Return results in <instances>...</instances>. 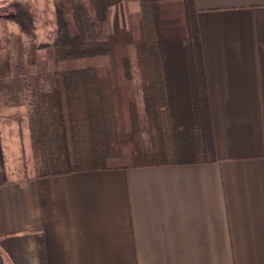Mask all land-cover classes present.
<instances>
[{
	"label": "crops",
	"instance_id": "crops-1",
	"mask_svg": "<svg viewBox=\"0 0 264 264\" xmlns=\"http://www.w3.org/2000/svg\"><path fill=\"white\" fill-rule=\"evenodd\" d=\"M193 7L214 160L21 176L0 112V264H264V0Z\"/></svg>",
	"mask_w": 264,
	"mask_h": 264
},
{
	"label": "trees",
	"instance_id": "trees-1",
	"mask_svg": "<svg viewBox=\"0 0 264 264\" xmlns=\"http://www.w3.org/2000/svg\"><path fill=\"white\" fill-rule=\"evenodd\" d=\"M129 3L138 11L128 13ZM53 5L64 26L42 47L56 68L30 79L28 123L41 162L62 165L45 172L37 165L39 174L214 160L193 0ZM176 6L181 22L171 12ZM0 20L35 36V16L25 3L0 7ZM145 137L156 142L153 150ZM55 147L59 159H44Z\"/></svg>",
	"mask_w": 264,
	"mask_h": 264
},
{
	"label": "rangeland",
	"instance_id": "rangeland-1",
	"mask_svg": "<svg viewBox=\"0 0 264 264\" xmlns=\"http://www.w3.org/2000/svg\"><path fill=\"white\" fill-rule=\"evenodd\" d=\"M12 1L25 3L30 7L35 16V36L34 38L25 37L14 24L0 20V112H9V119H19L24 122L23 117L28 119L29 102L32 99L31 90L27 85L35 84V81L30 79L34 76L43 78L56 68L50 50L42 46L53 43L57 30L64 24L54 8L53 0H0V7ZM126 11L130 14L137 12V4L129 3ZM171 12L178 18V22H181L182 8L176 6ZM13 109L19 110L16 114H12ZM137 128L138 124L130 130L134 132ZM14 133H10L8 141L9 165L14 172H18L21 176H32L33 172L38 173L35 169L37 165L39 171L44 172L61 167L62 164L59 161L52 164L50 162L53 161L41 162L40 149L33 152L31 147L30 153L23 134L19 146L18 139L13 138ZM145 140L146 148L153 150L156 142L149 137H145ZM49 152L43 155L44 159H59L60 152L57 147Z\"/></svg>",
	"mask_w": 264,
	"mask_h": 264
}]
</instances>
